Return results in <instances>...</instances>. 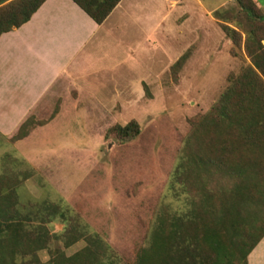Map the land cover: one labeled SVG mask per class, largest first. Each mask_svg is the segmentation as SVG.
Wrapping results in <instances>:
<instances>
[{
  "label": "rangeland",
  "instance_id": "rangeland-1",
  "mask_svg": "<svg viewBox=\"0 0 264 264\" xmlns=\"http://www.w3.org/2000/svg\"><path fill=\"white\" fill-rule=\"evenodd\" d=\"M200 1L208 10L235 5ZM256 1L264 16V0ZM171 9L162 21L167 4L155 0L149 49L139 35L130 40L137 53L132 60L122 53L108 56L103 47L96 60L83 63L78 87L60 84L54 88L58 94L30 115L26 138L0 134V173L7 153L25 160L28 166L21 169L31 172L21 182V201L64 202L122 264H135L146 244L192 121L211 110L231 75L251 64L245 35L236 45L196 0ZM119 56L124 60L111 61ZM132 121L140 135L120 142L112 129ZM49 230L59 235L63 225L54 222ZM54 244L69 256L86 247L84 241L70 248L63 240ZM39 257L47 262L48 250Z\"/></svg>",
  "mask_w": 264,
  "mask_h": 264
},
{
  "label": "trees",
  "instance_id": "trees-1",
  "mask_svg": "<svg viewBox=\"0 0 264 264\" xmlns=\"http://www.w3.org/2000/svg\"><path fill=\"white\" fill-rule=\"evenodd\" d=\"M46 1L0 0V37L28 23ZM72 1L101 25L122 0ZM227 8L213 16L236 45L245 35L251 64L231 75L211 110L192 121L135 264H248L264 239V16L256 0H235ZM29 126L30 118L13 139L26 138ZM112 131L128 143L141 128L132 121ZM2 162L0 264H122L64 202H22L19 188L31 172L21 168L28 164L11 153ZM54 222L63 225L59 235L49 230ZM54 239L66 248L81 241L86 247L69 256ZM44 250L47 262L39 257Z\"/></svg>",
  "mask_w": 264,
  "mask_h": 264
},
{
  "label": "crops",
  "instance_id": "crops-1",
  "mask_svg": "<svg viewBox=\"0 0 264 264\" xmlns=\"http://www.w3.org/2000/svg\"><path fill=\"white\" fill-rule=\"evenodd\" d=\"M163 1L167 10L162 21L171 12V6L176 9L183 2ZM196 2L203 15L215 20L213 13L217 10H208L200 0ZM154 7L155 0H122L106 21L98 25L72 0H47L28 23L3 34L0 134L13 138L32 113L58 94L55 87L60 84L78 87L77 77L86 70L83 63L96 60L103 47H108V56L122 53L125 59L132 60L137 53L130 47V40L139 35L143 37L142 46L149 49L156 30ZM119 57L111 61L124 60ZM248 264H264V239L249 255Z\"/></svg>",
  "mask_w": 264,
  "mask_h": 264
}]
</instances>
